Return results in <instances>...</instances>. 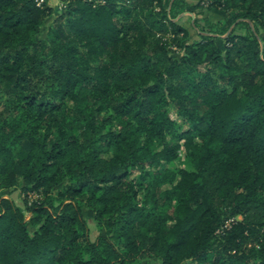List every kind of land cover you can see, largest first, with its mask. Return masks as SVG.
<instances>
[{
    "label": "trees",
    "instance_id": "trees-1",
    "mask_svg": "<svg viewBox=\"0 0 264 264\" xmlns=\"http://www.w3.org/2000/svg\"><path fill=\"white\" fill-rule=\"evenodd\" d=\"M61 4L0 0V264H264V0Z\"/></svg>",
    "mask_w": 264,
    "mask_h": 264
},
{
    "label": "rangeland",
    "instance_id": "rangeland-1",
    "mask_svg": "<svg viewBox=\"0 0 264 264\" xmlns=\"http://www.w3.org/2000/svg\"><path fill=\"white\" fill-rule=\"evenodd\" d=\"M53 1L58 2V0H53ZM57 5L58 6H56V7L53 6V7L54 8H58V7L60 8L62 5L61 0ZM196 15H197V17L194 18L193 24L195 23V21H198L201 26L207 25L208 19H207V17H205L206 15L204 14V11L203 12L199 11ZM186 20L189 23L192 21V19L188 18V17ZM50 21L51 20H49L45 25V28H44L43 33H42L43 37H46V30H47V27H48ZM261 33L258 35V37L261 41L262 48L264 49V42L261 39L262 38ZM198 39H199V31L197 29H195L192 36L190 35V39L188 40V42H194V41H197ZM168 168L173 169V170H179V169L192 170L193 164L191 163V160L186 156L185 151L182 150L180 152V158H179L178 162L170 165ZM0 198H8V199L13 200L17 205L22 206V207L24 206L23 201H24L25 195L22 193V191L20 189H14V190H1L0 189ZM36 198H38L37 195L30 194L29 200L33 201ZM84 216L87 219L88 224H89L90 238L92 241H95L98 237L105 235V231L100 230L98 228L97 223L95 222V219H94V214L90 209H87V208L84 209ZM27 217H29V215H27ZM142 264H159V263L155 262L154 260H152L148 257H145L143 259Z\"/></svg>",
    "mask_w": 264,
    "mask_h": 264
},
{
    "label": "crops",
    "instance_id": "crops-1",
    "mask_svg": "<svg viewBox=\"0 0 264 264\" xmlns=\"http://www.w3.org/2000/svg\"><path fill=\"white\" fill-rule=\"evenodd\" d=\"M47 1H48L49 5H51L52 7L58 6L57 4L60 2V0H58V2H54L53 0H47ZM185 1L188 5H193V4H197L200 1H206V0H185ZM173 2H174V0H165L166 8L170 9ZM204 14L206 15L205 17H207V19H208L207 24H209L210 22H213V23L222 22L227 18L226 13L216 11V10L206 11V12H204ZM187 17L192 19V21L190 23L186 20ZM195 17H197V15L195 13H183L177 19L180 22V24L183 25L190 32L191 36L194 33V30L196 29L194 24H193ZM261 36H262L261 39L264 42V32L261 33Z\"/></svg>",
    "mask_w": 264,
    "mask_h": 264
},
{
    "label": "built area",
    "instance_id": "built-area-1",
    "mask_svg": "<svg viewBox=\"0 0 264 264\" xmlns=\"http://www.w3.org/2000/svg\"><path fill=\"white\" fill-rule=\"evenodd\" d=\"M42 3H44V0H38L39 5H41Z\"/></svg>",
    "mask_w": 264,
    "mask_h": 264
}]
</instances>
